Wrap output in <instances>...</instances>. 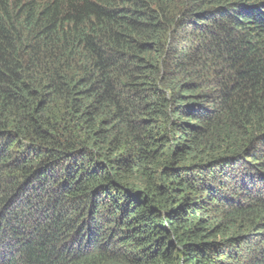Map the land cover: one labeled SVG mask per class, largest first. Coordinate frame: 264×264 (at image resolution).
<instances>
[{
    "label": "trees",
    "instance_id": "16d2710c",
    "mask_svg": "<svg viewBox=\"0 0 264 264\" xmlns=\"http://www.w3.org/2000/svg\"><path fill=\"white\" fill-rule=\"evenodd\" d=\"M0 264H264V0H0Z\"/></svg>",
    "mask_w": 264,
    "mask_h": 264
}]
</instances>
